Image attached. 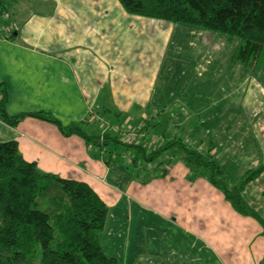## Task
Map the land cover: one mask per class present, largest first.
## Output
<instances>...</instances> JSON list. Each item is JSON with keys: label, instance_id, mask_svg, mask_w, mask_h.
<instances>
[{"label": "crops", "instance_id": "obj_1", "mask_svg": "<svg viewBox=\"0 0 264 264\" xmlns=\"http://www.w3.org/2000/svg\"><path fill=\"white\" fill-rule=\"evenodd\" d=\"M0 10L17 32L8 39L7 26L0 31V82L7 86L9 117L45 115L61 128L79 125L92 138L99 135L92 114L128 130L149 123L190 150L211 147L212 159L233 185L264 166V120L239 118L230 101L223 106L222 97L234 93L221 86V74H178L190 42L206 50L200 30L128 15L117 0H0ZM174 77L182 86L170 85ZM191 119L189 133L206 147L178 138ZM6 142H15L22 158L40 172L85 183L99 196L108 207L100 245L117 264H238L237 255L218 240L237 238L229 227L240 221L253 227L258 244L253 256L264 260L259 224L237 214L223 195L208 204L199 192L214 188L201 179L186 181L185 166L160 167L167 182L153 181L159 191L153 188L143 199L133 172L140 162L135 167L127 162L126 172L117 167L121 161L107 165L103 158L111 156V147L96 151L84 138L65 137L58 125L33 117L14 127L0 121V143ZM259 183L264 171L246 186L242 199L264 221ZM192 195L198 199L192 201ZM193 202L199 220L191 214ZM214 211L221 224H229L224 231L207 222L205 216Z\"/></svg>", "mask_w": 264, "mask_h": 264}, {"label": "trees", "instance_id": "obj_2", "mask_svg": "<svg viewBox=\"0 0 264 264\" xmlns=\"http://www.w3.org/2000/svg\"><path fill=\"white\" fill-rule=\"evenodd\" d=\"M117 1L131 16L185 25L223 34L229 41L238 40L234 59L247 68L264 48V0ZM3 23L9 33L7 38L13 39L17 33L15 26L0 10V31ZM7 98V86L0 82V121L14 127L24 117H33L58 125L65 137L80 136L96 151L111 147V156L103 158L107 165L132 152V167L138 166L139 158L144 164L156 163L154 176L163 178L167 172L160 167L170 166L181 156L191 183L206 179L237 214L254 219L264 237V221L242 199L244 189L264 171V166L247 171L236 185H229L211 157V147L201 152L190 150L182 140L158 134L156 126L150 128L149 123L140 128L146 135L140 144L125 145L112 134L100 140L99 135L86 136L79 125L61 128L45 115L9 117L5 111ZM152 135L162 138V142L152 145ZM107 215L108 207L87 184L44 174L22 158L15 142L0 143V264H117L104 255L100 245Z\"/></svg>", "mask_w": 264, "mask_h": 264}, {"label": "rangeland", "instance_id": "obj_3", "mask_svg": "<svg viewBox=\"0 0 264 264\" xmlns=\"http://www.w3.org/2000/svg\"><path fill=\"white\" fill-rule=\"evenodd\" d=\"M8 21L10 22V20ZM4 24L6 23H3L2 25ZM200 31L206 34L205 37L208 40L206 41V50H204L205 48L200 50V48H197L190 42V46H186L185 48V58L180 59L181 71H179L178 74H191L192 76H197L198 74H221V86L223 88L231 89L234 93V95L229 99L225 96L222 97L225 101L223 102V106L228 108L229 106H227V103L229 104L230 101L231 104H234L233 106L238 109L239 118H244L246 121L255 120L256 124H259L262 120H264V110L263 108H259L264 105V48L260 50L256 62L250 68H247L237 63L234 59V54L239 46L238 40L229 41L227 36L223 34L211 33L203 30ZM190 40L191 38L188 39V42ZM198 50H200V52H198ZM173 71L177 72L176 70ZM176 77L172 78L170 85L173 87L182 86L183 80L179 77L177 80ZM189 88L190 87H187V89ZM245 103L248 108L244 107ZM111 120L109 121L112 122ZM193 122L194 119H191L189 124L180 128V131L177 134L178 138L183 139L186 142L189 141L192 147H206L207 144L203 142L198 145V138L196 136L193 137L192 134L189 133V131L192 130V127L190 128V124ZM165 123L166 122L162 121L163 125ZM112 124L115 125V122ZM125 155L133 156V153L128 152ZM120 161L121 162H119L117 167H119L122 171H125L127 168L126 161L124 159H121ZM138 161L140 162V165L137 169L135 168V171H133L135 173L134 178L138 177L137 184L141 185V188H143V196H141V198L148 199V197L152 194L151 192L153 188H155V194L159 191L156 187H153L155 186L152 185L153 181H165L163 183H166L167 181L166 178L162 179L161 177L154 176L155 171L153 168L156 167V163L144 164L141 158H139ZM174 163L185 166L181 156H178L174 160L173 164ZM187 175L189 176L188 172ZM188 176L187 180L185 179L186 181L189 180ZM201 180H204V182L207 181L205 179ZM107 181L112 184L111 180L108 179ZM227 181L229 185L232 184L229 178H227ZM263 184L264 183H259L258 187L262 188ZM141 190L139 193H141ZM212 191V193L207 192V194L199 192L198 196L205 199L208 204L211 202H217L222 193L216 188ZM198 196H193L192 201L198 199ZM196 203L197 202H193L191 204V214L199 220L202 216H200L195 210ZM205 218L211 226L217 225V227L219 226V230L222 231H224L225 228H227L226 226L229 225L226 223L221 224V222L217 219L218 215L215 214V211L214 213H208ZM231 227L233 231L236 230L240 235L232 240H228L224 237V235H221L218 241L223 244L222 247L225 249L228 248L237 255L238 264H264V260L260 262L258 254H256L257 256L255 255V257L253 256V252L255 250L257 251L258 247V244L255 243L253 227L241 221L238 224H236V222H232L229 229Z\"/></svg>", "mask_w": 264, "mask_h": 264}, {"label": "built area", "instance_id": "obj_4", "mask_svg": "<svg viewBox=\"0 0 264 264\" xmlns=\"http://www.w3.org/2000/svg\"><path fill=\"white\" fill-rule=\"evenodd\" d=\"M13 29V28H10ZM91 120L99 125V136L100 140H102L103 136L106 134L116 135L121 139V142L125 145H137L140 144L143 140L146 139L145 133L139 130H128L124 127H120L118 125H113L106 119L101 116L92 114ZM150 140L152 145H155L156 142H162V138L157 136H150ZM122 159L126 161V163H131V158L129 156H123Z\"/></svg>", "mask_w": 264, "mask_h": 264}]
</instances>
